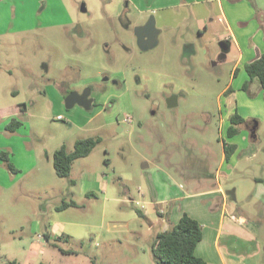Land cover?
I'll return each mask as SVG.
<instances>
[{
	"label": "rangeland",
	"instance_id": "obj_1",
	"mask_svg": "<svg viewBox=\"0 0 264 264\" xmlns=\"http://www.w3.org/2000/svg\"><path fill=\"white\" fill-rule=\"evenodd\" d=\"M188 15L173 12L167 29V0H1L0 108L11 107L0 114L23 126L0 133L12 137L2 150L20 165L14 174L0 159L9 177L0 181V264H156L152 248L167 221L152 202L217 183L228 197L225 227L216 246L207 233L200 257L264 264L256 180L264 183V115L240 127L234 158L222 163V142L232 140L219 133L232 65ZM152 18L159 44L142 51L134 31ZM86 89L96 99L90 110L55 102ZM251 93L264 100L261 88ZM99 137L69 177L57 176L55 151ZM209 211L216 233L221 218Z\"/></svg>",
	"mask_w": 264,
	"mask_h": 264
},
{
	"label": "crops",
	"instance_id": "obj_2",
	"mask_svg": "<svg viewBox=\"0 0 264 264\" xmlns=\"http://www.w3.org/2000/svg\"><path fill=\"white\" fill-rule=\"evenodd\" d=\"M188 10V19L196 22L199 27V32L205 37L208 35L212 37V40L221 42L224 41L227 44L228 52L227 61L232 65L231 69V81L222 93L227 96L226 109L227 112L221 113V125L223 131H220V137L223 139L224 130H228L230 127V116L234 112H238L239 115L245 119L252 120V123L258 126L257 118L264 115V100H262L260 94L259 98H250L248 92L244 91V85L250 81V77L246 71V64L256 59L259 55L264 54V0H167V24L172 22L171 18L173 12L182 10ZM172 28V25H167V29ZM224 61L226 62V56ZM260 85L257 81H253L249 86V91L258 90ZM261 100V101H260ZM55 102L57 105L63 106L65 104V96L57 94ZM11 106L2 107L0 111L7 110ZM26 109V105L19 108L22 112ZM19 111V112H20ZM248 113V114H245ZM19 112L17 114H19ZM15 114V113H14ZM13 114V115H14ZM12 119L16 116H11ZM18 119V118H17ZM8 120L4 118L3 114H0V133L3 127L7 126ZM260 124V123H259ZM244 125V124H243ZM241 125V126H243ZM228 128V129H227ZM11 138H5L0 134V153L7 152L2 150L8 145H12ZM232 140L228 142L230 145L238 146L236 142V136L230 137ZM236 146V147H237ZM14 147V146H13ZM235 148L229 153V159L226 157L225 142H222V163L225 161H232L235 153ZM14 153V152H13ZM11 155V162L15 167L20 168L19 162L17 163L16 154ZM15 157V158H14ZM1 161V160H0ZM232 163V162H229ZM0 166L3 165L0 162ZM0 167V181L2 179H8V174ZM17 168V169H18ZM260 184V197L264 199V183L263 179H256ZM4 184L0 182V185ZM196 189V188H195ZM195 193H185L184 196L165 197L156 199L152 202L154 206L161 211L160 220L163 215L166 223L165 231L177 224L184 214H188L192 218L198 220L203 226V240L199 243L196 254L200 257V249L202 250V244L206 238L210 236L208 232L214 234V245L219 244V239L224 231L223 221L226 218V211L229 206L227 194H225L224 188L217 183L216 188L206 189ZM211 200L205 204V200ZM215 199V200H213ZM181 200H183L181 202ZM202 202V203H201ZM214 208L218 210L217 216H220V224H218L217 232H214V224L212 226L215 212L209 211ZM162 207V208H161ZM200 207V208H199ZM209 207V208H208ZM201 210V211H200ZM233 220H235L233 218ZM228 225H230V222ZM152 224L151 226H153ZM40 223H34L32 231L40 229ZM232 230V228H231ZM240 232V233H239ZM239 234H246V231L239 229ZM37 235V234H36ZM35 235V236H36ZM35 236H33L35 238ZM47 240L52 238L48 235H44ZM204 250V249H203ZM208 264L210 262L204 259ZM39 262L38 264H40Z\"/></svg>",
	"mask_w": 264,
	"mask_h": 264
},
{
	"label": "trees",
	"instance_id": "obj_3",
	"mask_svg": "<svg viewBox=\"0 0 264 264\" xmlns=\"http://www.w3.org/2000/svg\"><path fill=\"white\" fill-rule=\"evenodd\" d=\"M245 68L250 77V81L245 83L244 91L248 92L250 96H255L249 91V86L253 81H257L260 88L264 91V54L259 55L256 59L247 63ZM245 123H247L248 126L252 125V127L255 125L252 123V120L247 122L238 112H234L230 116V127L228 129L229 137L239 134L241 125ZM21 126H23L22 121L13 118L6 126V129L11 133H15ZM254 127L257 126L255 125ZM100 142V137L80 139L76 141L74 149L71 152L68 151L66 146H62L55 151L53 165L57 176L61 178L69 177L74 162L78 159L88 157ZM234 148H236V146L225 144L227 159H229V153ZM0 159L10 172L14 174L18 172V169L11 162L8 152H1ZM69 206H76V204L73 202L64 203L61 208L65 209ZM139 214L142 215V212H139ZM203 235L202 224L188 214H184L177 224L157 235L152 248V254L156 264H208L203 258L196 254L197 247L203 240ZM6 264L20 263L16 260H12L8 261ZM40 264L46 263L41 262Z\"/></svg>",
	"mask_w": 264,
	"mask_h": 264
},
{
	"label": "water",
	"instance_id": "obj_4",
	"mask_svg": "<svg viewBox=\"0 0 264 264\" xmlns=\"http://www.w3.org/2000/svg\"><path fill=\"white\" fill-rule=\"evenodd\" d=\"M82 10H86L84 5ZM134 34L137 38V44L140 50L148 51L155 48L159 44V31L156 28L155 19H150L146 24L137 26ZM223 50L227 49V44L224 41L219 43ZM90 89H86L83 94H79L77 91L71 92L65 99V105L68 109L74 108L76 105L82 106L87 110L92 109L93 99H89L91 92ZM176 97L171 98L169 101L170 107L176 105Z\"/></svg>",
	"mask_w": 264,
	"mask_h": 264
},
{
	"label": "flooded vegetation",
	"instance_id": "obj_5",
	"mask_svg": "<svg viewBox=\"0 0 264 264\" xmlns=\"http://www.w3.org/2000/svg\"><path fill=\"white\" fill-rule=\"evenodd\" d=\"M146 24V23H145ZM137 39V38H136ZM79 94H83L85 91H78V90H76ZM91 92V91H90ZM70 94V93H69ZM68 94V95H69ZM68 95H66L65 96V99H66V97L68 96ZM89 99H93V105H92V108L96 105V99L93 97V95H92V93L90 94V96L88 97Z\"/></svg>",
	"mask_w": 264,
	"mask_h": 264
},
{
	"label": "built area",
	"instance_id": "obj_6",
	"mask_svg": "<svg viewBox=\"0 0 264 264\" xmlns=\"http://www.w3.org/2000/svg\"><path fill=\"white\" fill-rule=\"evenodd\" d=\"M58 119H62V116H59ZM124 121L126 123H132L133 122V117L130 116V115H127L125 118H124ZM40 239H43V237H39Z\"/></svg>",
	"mask_w": 264,
	"mask_h": 264
}]
</instances>
